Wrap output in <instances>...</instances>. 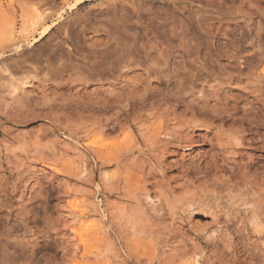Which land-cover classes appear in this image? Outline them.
Listing matches in <instances>:
<instances>
[{
  "label": "rangeland",
  "instance_id": "374dc122",
  "mask_svg": "<svg viewBox=\"0 0 264 264\" xmlns=\"http://www.w3.org/2000/svg\"><path fill=\"white\" fill-rule=\"evenodd\" d=\"M262 222L264 0H0V264H264Z\"/></svg>",
  "mask_w": 264,
  "mask_h": 264
},
{
  "label": "bare ground",
  "instance_id": "6f19581e",
  "mask_svg": "<svg viewBox=\"0 0 264 264\" xmlns=\"http://www.w3.org/2000/svg\"><path fill=\"white\" fill-rule=\"evenodd\" d=\"M79 1V0H78ZM81 1V0H80ZM75 5V3H73L72 4V6L71 7H73ZM27 14V13H26ZM38 17V16H37ZM39 20H40V17L39 18H36V19H34L33 21H32V26L34 27L35 25H37L38 23H39ZM50 27H51V25H47V26H45V27H43V29L39 32V34L36 36V37H33L30 41H27V42H25L26 44H28L27 46H31V45H33L35 42H37V41H39L49 30H50ZM23 44V43H22ZM25 44V45H26ZM22 46V45H21ZM16 47V46H15ZM19 47V48H18ZM17 48L18 49H20V45L18 44V46H17ZM21 83V82H20ZM27 84V81L25 80H23L22 81V85L24 86V85H26ZM29 84V83H28ZM21 85V84H20ZM13 86H16V85H13ZM18 86V85H17ZM17 86L16 87H13V90L12 91H16V89H18L17 88ZM12 88V87H11ZM20 88V87H19ZM11 90V89H10ZM190 120V119H189ZM186 123V122H185ZM220 129V128H219ZM220 132V131H219ZM227 132V131H226ZM236 132V131H235ZM223 133V132H222ZM224 134H225V132H224ZM232 136L233 135H231V141H232ZM237 136V135H236ZM241 136V135H240ZM219 138V137H218ZM220 138H222V137H220ZM229 138V139H230ZM240 138V137H239ZM234 139H236V137L234 138ZM235 140H233L232 142H234ZM105 142V141H104ZM218 142V141H217ZM238 142V141H237ZM223 143V142H222ZM228 143V142H227ZM235 143V142H234ZM232 144V143H231ZM103 176L106 178V176H105V173H103L102 174V178H103ZM104 180H106V179H104ZM247 184V183H246ZM225 186V185H224ZM230 188H231V186H230ZM228 190V189H227ZM147 197H149V196H147ZM151 199V198H150ZM196 204V203H195ZM260 205V204H259ZM262 208V207H261ZM101 209V208H100ZM258 211V210H257ZM256 211V212H257ZM75 212V211H74ZM73 212V213H74ZM86 208L85 209H80V212H79V217H81V216H84V215H86ZM94 213V212H93ZM258 213V212H257ZM257 215V214H256ZM263 216V215H262ZM76 217V216H75ZM261 220V219H260ZM263 223V222H262ZM264 224V223H263ZM102 251V250H101Z\"/></svg>",
  "mask_w": 264,
  "mask_h": 264
}]
</instances>
